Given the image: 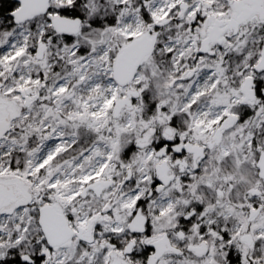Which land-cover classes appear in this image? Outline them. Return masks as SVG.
I'll return each instance as SVG.
<instances>
[{
  "label": "rangeland",
  "instance_id": "rangeland-1",
  "mask_svg": "<svg viewBox=\"0 0 264 264\" xmlns=\"http://www.w3.org/2000/svg\"><path fill=\"white\" fill-rule=\"evenodd\" d=\"M184 1L51 0L47 15L20 25L13 23L9 29H5L9 23L0 17V23L6 24L0 34V98L16 103L19 112L22 106L25 109L0 140V178L20 179L31 197L29 206L22 205L13 214H0V259L38 226L39 210L59 200L71 216H79V225L93 232V244L44 248L35 254L40 264H147L151 251L143 262L133 260L131 244H136L141 255L151 241L165 233L184 252L181 256L167 255L158 264H264V186L256 169L264 149V98L239 112L244 79L253 74L251 67L259 60L262 28H242L233 46L219 52L217 61L208 57L201 61L200 71L192 79L181 82L176 62L165 74L158 68L146 71L144 67L124 87L115 77L123 48L170 14H180ZM75 7L81 16L77 18L83 20L81 32L70 39L58 36L51 20ZM221 7L227 9L223 0ZM146 9L150 23L140 17ZM169 41L158 36L159 43L147 64L159 50L160 55L172 53L176 61L181 59L184 54L177 50L184 41L180 37ZM241 41L244 43L237 46ZM43 44L46 50L38 59L36 54ZM187 49L193 58L194 49ZM252 59V65L248 64ZM235 70H239V84L221 95L227 73ZM256 78L264 84V74ZM25 90L31 101L27 107L20 95ZM128 91L140 92L142 100L116 118V106L127 98ZM144 96L158 101L155 114L149 118L144 117L148 102ZM247 109L249 119L225 135L198 173H189L146 202L150 231L140 238L131 236L128 225L149 194L158 161L152 150L134 147L129 151L130 146L148 129L165 128L180 118L190 121L183 124L188 138L207 141L208 130L218 121L229 113L242 116ZM24 130L35 146L30 145ZM14 152L25 159L20 157L15 164ZM127 152L128 158H124ZM100 180L114 183L97 198L86 190ZM203 188L214 192L207 203ZM259 207L262 212L251 218L250 211ZM181 217L194 218L196 225L185 229ZM246 235L252 245L241 241ZM39 242L42 244L41 238ZM202 242L208 244L205 255L189 252L191 246ZM24 254L33 255L23 251L21 256Z\"/></svg>",
  "mask_w": 264,
  "mask_h": 264
},
{
  "label": "flooded vegetation",
  "instance_id": "flooded-vegetation-1",
  "mask_svg": "<svg viewBox=\"0 0 264 264\" xmlns=\"http://www.w3.org/2000/svg\"><path fill=\"white\" fill-rule=\"evenodd\" d=\"M223 1L226 3L227 9L221 7V0H185L183 2V3H185V7H186L185 10H183L181 8V5L179 6V10L181 11L180 14H174V15L170 14V17H168V19H166L159 26H156L154 29H149V30H147V32L143 33L140 37H142L144 35L153 36L154 47H153L151 54L144 59V61L142 62V64L138 68V70L135 74V78H136V75L144 67H145L144 69H148L146 71L154 70L155 68H158L162 74H165L174 68V63L176 62V67L181 68V74H182L181 82H182V81H185L186 78L192 79L198 74V72L200 71L199 64L201 63V61L203 59H205V57H208L207 59L210 61L211 60L217 61V59H218L217 55L219 54V52H221V51L224 52L226 50L225 49L226 46H229L230 44H231V46H233V44H234L233 39L236 37L228 40V42L222 46H220L219 44H211L209 51L212 53L215 52L216 56H211L210 54L201 55V54H199V50L202 48L204 41H206L207 39H211L212 41H215L217 36L220 34V31L226 28V24H224L222 26V22H226L231 18L233 10H232L231 6L229 5V3L227 2V0H223ZM15 3L18 6L16 7V9H14V11L19 9V7H20L19 3H17V2H15ZM50 3H51V0H49L48 10L45 13L37 15L36 17L32 18L31 20H29L27 22L33 21V20H35L41 16L47 15L51 9ZM14 11L7 12L5 14V18H10V21L12 22V20H13L12 13ZM61 16H66V15L62 14ZM66 17H69V16H66ZM140 17H141L142 21H144L146 23H150V21H152L151 16H150L149 12L147 11V9H146V13L144 11V13L142 15H140ZM69 18L75 19L76 17H69ZM248 26H260L262 28L261 35L263 36V39H262V44H261V49H260V56H259V59H260L262 48L264 45V24L250 23ZM242 28H244V27H242ZM163 35H164V37H167L170 41L174 40V39H178V37H180V39H182L184 41V42H182V43H184V45L181 47V50H179V49L177 50V53H183L184 55L181 57V59L176 61L177 57H175L174 54L168 53V54L160 55L159 54L160 50H159V52L153 58L152 63L147 64V61L154 55L155 47H157V44L159 43V42L157 43L158 36H163ZM227 36H228V33H226L224 35V37H227ZM62 37H67V36L64 35ZM134 40H136V39H133V41ZM169 42H167V43H169ZM162 43H164V42H162ZM194 44H195V48L193 46ZM125 47L123 48L121 54L123 53ZM188 47H191L194 49L192 51L193 52V58H192V54L190 53V50L187 49ZM195 50H196V52H195ZM255 52L258 55V50L256 48H255ZM255 65H253L251 67L252 71H253V68ZM188 73H189V75H188ZM227 74H229V76L227 77V75H226V77L224 79V81L227 83V85L225 86V88L227 90H225V91L230 92L231 89L236 86L237 73L235 70L234 72L230 71ZM263 74H261V75H263ZM252 75H254V74H252ZM252 75H248L247 77L252 76ZM253 77L255 78V88H256L257 100H258V99L264 97L263 95H262V97L259 96V91L262 94V91L264 90V84H262V86L259 84L260 81L257 80L256 75ZM245 79H244V81H245ZM24 92H25L24 98L28 99V100H25V106L27 107V106H29L31 101H30V97L28 96V90H25ZM128 92L133 93L136 91H128ZM128 92H127V97H128ZM136 93H138L140 95V98L135 100V99H133V97H131L132 106H125L123 108V110L121 111L120 116L122 115V113L125 110H128V109L133 110L135 108V102L142 100V94L140 92H136ZM241 94H242V92H241ZM242 96H243V94H242ZM0 100H2V99L0 98ZM148 102H149V104H154V107L158 106V101L152 102V101L148 100ZM148 102H147V104H148ZM8 105H9L10 112L12 113V115H17L19 113L18 112L19 109L16 106V103H9L8 102ZM247 106H249V104L242 105L241 101H240L239 112L242 113V112L246 111ZM24 111H25V109L22 106L21 110H20L21 117H22V114L24 113ZM153 114H155V112H153L152 114H149V115H147L145 112L144 117L149 118ZM228 115H237V114L229 113L221 121L217 122L218 125L212 126L207 132V134H208L207 141L203 140L199 137L188 138L187 133L184 131L185 129L183 127V124H187L190 121H188L187 119H184V118H180V119L172 120L165 128H160V129L159 128L158 129L157 128H150V129H148L147 131L144 132L143 135H141L138 138V140L135 142V144H137L136 146H138V147L140 145H144V148L139 149V150L150 149L153 151L154 157L158 161V163L156 164V167L162 163L167 164L168 175L171 177L172 176L175 177V180L170 184V186H171L172 184H174L178 180L185 179V177L189 173H191V174L198 173L200 171L201 167L207 161L209 153L211 151H213L216 147H218L222 143L225 135L230 133L235 128V126H237L239 123H242L245 120H248L250 117L249 116L248 118L243 119V115L242 116L237 115L240 117L238 122H236L235 124H232V125L231 124H224V121L226 120ZM218 130H221V135H222V140H221L220 144H217L216 140H214V137H215ZM24 132H25L24 135L30 141V145H34V139L28 135L29 133H27V130H24ZM146 138H148V140H146ZM185 144H192L193 146L201 147L204 149L206 156L202 160V162L199 163L198 162L199 159H197V158L194 159V155L186 153V151L182 148ZM211 144L214 145L213 148H210ZM134 147H135V145H133V148ZM161 152H164V156L158 157V153H161ZM196 165H197V168H196ZM156 167H155L154 182H153V185L151 186V189H150V191L153 192V196L151 198H148V196H147L143 202L139 203L138 208L141 205L145 206L147 201L153 199L154 197H156L159 194H163L165 191H167V189L170 188V186H169V187L165 188L163 191L159 190L160 182L158 181V177L156 174ZM182 168L184 169V173H180V170ZM130 177H131V174H130ZM130 177H129V179H130ZM109 181L114 183L112 180H109ZM97 182H100V181H97ZM261 184L264 186V184L262 182H261ZM0 185H4L7 188L13 187L15 189L16 194H17L16 191H18V192L22 193L23 195L24 194L28 195V191L25 189V187L23 189L24 185L23 184L21 185L14 178H11V179L0 178ZM89 187H90V185L87 188H89ZM203 189H206V188H203ZM87 191H90V190H87ZM150 191H149V193H150ZM88 193L94 194L93 191L92 192L90 191ZM24 197H25V195H24ZM84 197H86V196H84ZM95 197H97V196L95 195ZM100 197H102V196H100ZM100 197H97V198H100ZM23 201H24V199L20 198L15 203L16 205L14 204L15 205L14 207H12V206L9 207L8 211L14 213L16 210H18L21 207V204H23ZM50 204H57V206L59 208V213H61L63 215V217L66 221V224L72 230V232H71L72 234H70L69 237L66 233H62V234L60 233L59 234V237H62V238L66 237L67 241L62 245L56 246L53 250H57L58 248H62L66 245H68L70 247L74 246V245H79L81 247H83L85 245H91V244H87L85 239H86V234H90V236L87 238L89 240H91L90 238L92 237L93 232H91V231L87 230L86 228H84L83 226L79 225L81 222L79 216H75L73 214L72 216H75V218L72 217L71 214H69L67 208L65 206H63L59 200H57L55 202H51ZM16 207H18V208H16ZM259 208H261V212H262L263 208L262 207H259ZM144 209H145V207H144ZM145 211H146V209H145ZM147 214H148V212H147ZM149 227H150V218H149ZM79 228L84 229V233L81 234V237L78 236V229ZM164 235H169V234L165 233ZM133 237L140 238V236H133ZM169 237H170L172 244L174 246H176L173 243V240H172L170 235H169ZM41 240H42V244L39 246L40 250H44V248H47V249L50 248L47 241L45 240L43 234L41 236ZM156 240H154V241H156ZM154 241H151V243ZM130 249L133 250V253H131L132 259L136 260V261L143 262L145 257L141 258L142 256L137 251V246L135 243L131 244ZM182 252H184V251L182 250ZM153 253H154V250H151V254H149L148 257L150 255H152ZM167 255H171V254H167ZM167 255H165L164 257H166ZM148 257H147V260H148ZM33 259H34V257H33ZM147 260H146V263H147ZM35 262H36V260H35Z\"/></svg>",
  "mask_w": 264,
  "mask_h": 264
},
{
  "label": "water",
  "instance_id": "water-1",
  "mask_svg": "<svg viewBox=\"0 0 264 264\" xmlns=\"http://www.w3.org/2000/svg\"><path fill=\"white\" fill-rule=\"evenodd\" d=\"M20 4L19 9L12 13L14 23L16 25L23 24L31 20L32 18L45 13L48 10L49 0H14ZM231 6L233 12L231 18L222 22V26L226 24V28L220 31V34L217 36L215 41L207 39L204 41L202 48L199 50V54H210L211 56H216L215 52H210L209 48L211 44H219L220 46L228 42V40L239 35L242 27L249 25L250 23H259L264 24V0H227ZM181 8L185 10V3L181 4ZM82 20L79 18H69L66 16H55L52 19V27L58 35L65 36H76L80 33L82 28ZM228 33L227 37L224 35ZM154 47L153 36L144 35L136 40H134L130 45L125 47L123 53L119 56L117 60L115 77L118 84L125 86L132 82L135 77L136 71L148 57ZM46 49L45 45H42L37 51V58L41 59L44 55ZM253 71L256 75H261L264 73V45L261 52V57L258 63L254 66ZM243 94V99L241 100L242 105L254 103L257 100V92L255 88V78L249 76L245 79L244 84L241 88ZM20 94L25 97V92L20 91ZM264 96V90L262 91ZM137 100L140 98V95L136 92H129L128 98L122 99L118 102V105L115 109V117H118L121 114V111L125 106H132V100ZM26 100H28L26 98ZM14 117L9 110V106L6 102L0 101V140L4 138L10 131L11 122ZM240 119L237 115H228L224 124H235ZM148 140V138H146ZM214 140L217 144L221 143L222 135L221 130H218ZM140 149L144 148V145L139 146ZM214 145L211 144L210 148H213ZM186 153L194 155V159H199V163L205 158L206 154L203 148L193 146L192 144H185L182 147ZM164 152L158 153V157H163ZM197 168V165H196ZM256 168L258 170V178L264 184V149L260 151L258 161L256 163ZM180 173H184V169L180 170ZM131 174V173H130ZM156 174L158 181L160 182L159 190L163 191L165 188L169 187L170 184L175 180L174 176L168 175L167 164L162 163L156 167ZM112 186L111 181H102L90 186L87 190H93L97 197H100L105 189H108ZM86 190V191H87ZM153 196V192L150 191L148 198ZM23 199L24 195L17 191L13 187L7 188L3 185H0V213L5 212V210L19 200ZM24 204L30 202V198L25 196ZM261 212V208L257 210L250 211V217L255 218ZM39 225L40 228L48 242V244L55 248L56 246L62 245L67 241V238L59 237V234L66 233L68 237L72 234V230L66 224V221L62 214L59 213V208L57 204H52L49 206L42 207L39 210ZM149 229V216L144 209V206L141 205L134 217L132 218L129 224V231L133 235H145ZM84 233V229H78V236L81 237V234ZM90 234H86L85 241L87 243H92L87 237ZM242 242L252 245V239L249 235H246L242 238ZM151 248L154 250V253L148 257L147 264H158V262L169 253L175 254L177 256L181 255L182 250L175 247L169 235H164L162 238L151 243ZM208 245L203 242L200 246H192L190 250L194 252L197 256H203L207 253ZM22 261L28 264H34V260L30 255H24Z\"/></svg>",
  "mask_w": 264,
  "mask_h": 264
},
{
  "label": "trees",
  "instance_id": "trees-1",
  "mask_svg": "<svg viewBox=\"0 0 264 264\" xmlns=\"http://www.w3.org/2000/svg\"><path fill=\"white\" fill-rule=\"evenodd\" d=\"M18 5L13 1V0H0V17H4V21L9 23L8 26L5 27V29H9L10 25L13 27V22L10 21V18H5V14L9 11H14V9H16ZM79 8L75 7L74 9L70 10H66L63 12L64 15L69 16V17H78L79 15ZM81 17V16H80ZM0 34L3 32L2 26H5L6 24H1L0 23ZM102 25H104V23H102ZM97 26V25H96ZM97 27H101V26H97ZM66 38V37H65ZM66 39H70V37L66 38ZM244 41H241L237 44V46H241V44H243ZM254 60L252 59L251 61L248 60V64L252 65V62ZM239 72V70H237ZM237 72V75H238ZM229 76V74H227V77ZM236 83L239 84L240 80L238 78V76H236ZM259 84L262 86L263 81H260ZM227 85V84H226ZM225 85V86H226ZM225 86H221L220 90H221V95H225L226 93L228 94L229 92L224 91L226 88ZM259 96L262 97L261 92L259 91ZM145 101H148L147 97H144ZM155 111V107L154 104H147L145 112L147 115L152 114ZM19 112V110H18ZM20 113H18L17 115H19ZM243 115V119H246L250 116V111L247 110V112H245ZM133 150V146H130V150ZM13 156V162L16 164V162H20L22 155H17L14 153H12ZM124 158H128V152L124 155ZM25 159V156L22 158V161ZM16 181H20L19 179H15ZM203 197L204 196H208V198L205 200V202L207 203L210 199L213 198V194L214 192L209 190V189H202L201 190ZM190 196V195H189ZM189 196L187 198H189ZM185 197V196H184ZM210 204V203H208ZM202 206V205H201ZM180 223L184 225L185 229H189L191 226L196 225L194 218H190V219H185L184 217H181L180 219ZM42 233L40 231V229L37 227H35L34 229H30V231L27 234V238L26 240L21 241L20 243L14 245L13 247H11L7 253L6 256L4 258L0 259V264H28L22 261V252L23 251H27L30 252L32 257H34V259L36 260L37 264H40L41 259H39L38 257H36L35 254H37V251H40V245L39 244V239L41 238ZM30 237H33L32 239H30ZM28 248H31L30 250H28ZM148 251H151L150 248L145 249L144 253H141V258L145 257L146 254L148 253Z\"/></svg>",
  "mask_w": 264,
  "mask_h": 264
}]
</instances>
